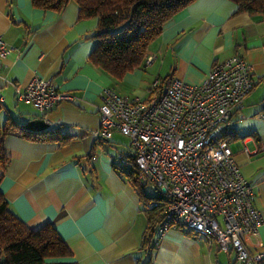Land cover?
Returning <instances> with one entry per match:
<instances>
[{
  "label": "crops",
  "instance_id": "0c3cea01",
  "mask_svg": "<svg viewBox=\"0 0 264 264\" xmlns=\"http://www.w3.org/2000/svg\"><path fill=\"white\" fill-rule=\"evenodd\" d=\"M97 25V18L79 17L74 0L59 11L35 7L32 0H0V33L18 50L1 60L0 116L49 123L42 134L4 138L10 160L0 190L11 210L32 228L48 222L56 227L72 254L51 264H237L234 251L181 229L170 230L159 246L143 248L144 204L129 176L114 167L130 152L131 140L119 130L108 139L95 135L104 88L146 98L156 79L199 83L214 62L237 54L252 65L255 84L233 115L237 137L229 146L262 216L244 243L264 254V119L256 117L264 110V16L239 11L233 0H194L149 46L154 61L120 79L90 58ZM35 77L51 79L79 101L60 102L45 113L17 101V90ZM158 235L159 227L152 244Z\"/></svg>",
  "mask_w": 264,
  "mask_h": 264
},
{
  "label": "built area",
  "instance_id": "2783aa9c",
  "mask_svg": "<svg viewBox=\"0 0 264 264\" xmlns=\"http://www.w3.org/2000/svg\"><path fill=\"white\" fill-rule=\"evenodd\" d=\"M14 51L0 33V68L2 58ZM154 59L147 55L144 63ZM254 84L252 65L233 54L214 62L199 83L156 79L146 98L102 90L96 137L108 139L114 130L128 136L130 152L119 157L118 168L136 169L139 187H151L161 197L153 201L163 205L164 214L154 247L170 230L181 229L216 242L222 251H234L237 264L262 262L264 254L248 249L243 239L258 230L262 216L225 138L234 132L233 115ZM16 99L42 113L63 101H79L41 77L18 89ZM256 117L264 119V110Z\"/></svg>",
  "mask_w": 264,
  "mask_h": 264
},
{
  "label": "trees",
  "instance_id": "16d2710c",
  "mask_svg": "<svg viewBox=\"0 0 264 264\" xmlns=\"http://www.w3.org/2000/svg\"><path fill=\"white\" fill-rule=\"evenodd\" d=\"M71 0H32L35 7L62 10ZM79 6L81 19L97 18L98 25L91 35L96 40L91 53L92 62L110 75L120 79L145 62L151 43L161 35L165 24L194 0H74ZM239 11L264 16V0H233ZM168 77L162 81H166ZM5 107L0 103V114ZM9 112L4 123L0 117V183L9 157L5 152L4 138L11 132L35 136V132L23 127ZM236 133H227L229 142ZM67 137L61 138L66 141ZM137 188L148 223L143 234V248H153L152 241L163 219V205H153L161 200L155 193L147 195L137 182L138 171L134 168L119 169ZM72 251L62 239L56 227L48 222L38 228L30 227L10 208L0 190V264H51V259L70 257Z\"/></svg>",
  "mask_w": 264,
  "mask_h": 264
},
{
  "label": "water",
  "instance_id": "95a60500",
  "mask_svg": "<svg viewBox=\"0 0 264 264\" xmlns=\"http://www.w3.org/2000/svg\"><path fill=\"white\" fill-rule=\"evenodd\" d=\"M23 127L27 130L40 132L46 130L49 127V123L45 118L38 117L25 123Z\"/></svg>",
  "mask_w": 264,
  "mask_h": 264
},
{
  "label": "rangeland",
  "instance_id": "374dc122",
  "mask_svg": "<svg viewBox=\"0 0 264 264\" xmlns=\"http://www.w3.org/2000/svg\"><path fill=\"white\" fill-rule=\"evenodd\" d=\"M0 117H1L2 123H4L6 117H3V115H1ZM145 193L147 195L154 196L156 192L151 187H147L145 188Z\"/></svg>",
  "mask_w": 264,
  "mask_h": 264
}]
</instances>
